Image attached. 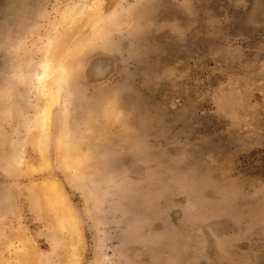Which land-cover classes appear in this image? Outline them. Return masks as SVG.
<instances>
[{"label":"rangeland","instance_id":"1","mask_svg":"<svg viewBox=\"0 0 264 264\" xmlns=\"http://www.w3.org/2000/svg\"><path fill=\"white\" fill-rule=\"evenodd\" d=\"M86 1L0 0V264H68L45 182L79 264H264V0H104L70 53L73 171L59 110L44 158L20 119L53 22Z\"/></svg>","mask_w":264,"mask_h":264},{"label":"bare ground","instance_id":"2","mask_svg":"<svg viewBox=\"0 0 264 264\" xmlns=\"http://www.w3.org/2000/svg\"><path fill=\"white\" fill-rule=\"evenodd\" d=\"M103 2L104 0H87L86 3L74 4L68 9L60 11L59 18L52 24L53 32L47 39L46 44L41 48V59L28 72L29 88L31 89L28 92L35 95L37 105L34 107V112L31 113L28 120H24V116H22L20 125L24 131L26 129L27 131L36 132L37 151L44 158L46 156L49 133L53 123V111L55 108L59 110L62 114V158L66 166L73 171L78 170L73 167L77 166V168H80L81 163H83V151L81 142L80 144L75 142L72 138V132L67 128L68 114L65 111V99L68 95L67 85L71 77L70 59L72 56L70 53L72 51H76V54L80 53L86 47L87 39L84 37V34H82L80 39H77V34L83 30L86 23L93 22L92 30L94 33L103 29V25L100 23L101 20L98 19V16L102 13ZM70 46L72 50L68 49ZM30 108L29 106L22 107L23 110ZM15 150L16 156L14 160L24 162V151L19 145L16 146ZM45 184L42 192L45 200L43 204H46L48 208L47 215L51 213L55 217L56 223L58 224L55 232L58 231L61 236L68 232L71 236L68 237L69 235L67 234L69 239H63V243H61L63 244L62 249L65 251L63 259H66L68 264H79L78 241L75 238L76 234L72 232L77 227L75 226L71 209L66 204L63 195L59 192L56 183L45 182ZM103 259L99 264H107Z\"/></svg>","mask_w":264,"mask_h":264}]
</instances>
